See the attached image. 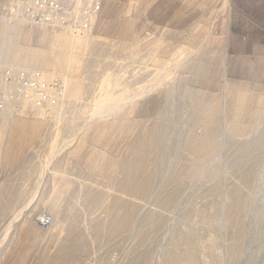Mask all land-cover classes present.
<instances>
[{
  "label": "rangeland",
  "instance_id": "1",
  "mask_svg": "<svg viewBox=\"0 0 264 264\" xmlns=\"http://www.w3.org/2000/svg\"><path fill=\"white\" fill-rule=\"evenodd\" d=\"M227 1L127 39L0 23V75L67 87L47 112L0 111V264H264V60L228 71L222 38L264 0Z\"/></svg>",
  "mask_w": 264,
  "mask_h": 264
},
{
  "label": "built area",
  "instance_id": "2",
  "mask_svg": "<svg viewBox=\"0 0 264 264\" xmlns=\"http://www.w3.org/2000/svg\"><path fill=\"white\" fill-rule=\"evenodd\" d=\"M103 0H0V23L23 22L32 27L61 30L82 36L94 31ZM65 79L35 66L5 65L0 75V111L34 114L59 106L66 99ZM50 214L39 219L50 227Z\"/></svg>",
  "mask_w": 264,
  "mask_h": 264
},
{
  "label": "crops",
  "instance_id": "3",
  "mask_svg": "<svg viewBox=\"0 0 264 264\" xmlns=\"http://www.w3.org/2000/svg\"><path fill=\"white\" fill-rule=\"evenodd\" d=\"M203 2L211 4L213 0H103L94 30L105 36L127 39L139 32L140 19L168 25L169 20L176 14L177 21L173 24L186 26L187 21L182 16L185 15L187 6H202ZM226 2L228 1L225 0ZM126 4L131 5L132 14L124 11ZM228 18L227 28L222 35L223 39L226 38V69L229 71L231 60L240 57L247 60L256 54L255 51H262L260 56L264 60V9L236 10L232 15L230 12Z\"/></svg>",
  "mask_w": 264,
  "mask_h": 264
},
{
  "label": "bare ground",
  "instance_id": "4",
  "mask_svg": "<svg viewBox=\"0 0 264 264\" xmlns=\"http://www.w3.org/2000/svg\"><path fill=\"white\" fill-rule=\"evenodd\" d=\"M10 30V29H9ZM137 173H139L138 171H137ZM140 186H142L141 188H143V187H145L146 186V183H143V184H139ZM138 187V186H137Z\"/></svg>",
  "mask_w": 264,
  "mask_h": 264
}]
</instances>
